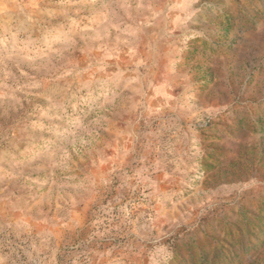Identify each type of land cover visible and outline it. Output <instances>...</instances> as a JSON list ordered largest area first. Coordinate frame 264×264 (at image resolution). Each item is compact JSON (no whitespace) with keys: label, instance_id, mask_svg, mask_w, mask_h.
Listing matches in <instances>:
<instances>
[{"label":"rangeland","instance_id":"374dc122","mask_svg":"<svg viewBox=\"0 0 264 264\" xmlns=\"http://www.w3.org/2000/svg\"><path fill=\"white\" fill-rule=\"evenodd\" d=\"M0 264H264V0H0Z\"/></svg>","mask_w":264,"mask_h":264}]
</instances>
